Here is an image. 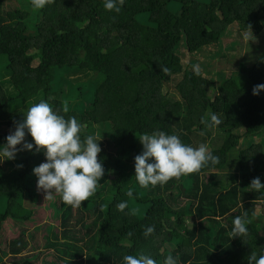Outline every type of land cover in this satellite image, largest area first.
I'll return each instance as SVG.
<instances>
[{"label":"trees","instance_id":"trees-1","mask_svg":"<svg viewBox=\"0 0 264 264\" xmlns=\"http://www.w3.org/2000/svg\"><path fill=\"white\" fill-rule=\"evenodd\" d=\"M230 29L264 37V0H124L119 13L104 0H52L42 9L0 0V145L28 107L46 100L101 139L105 169L79 207L58 194V230L49 226L43 249L28 252L29 240H7L5 225L33 219V168L46 158L21 151L0 162V264H124L137 254L156 264L168 255L178 264H249L252 252L264 254V192L249 187L257 177L264 183V90L253 94L264 83V46L236 58L218 84L202 63L195 75L179 50L220 49ZM210 113L221 121L213 128L201 123ZM159 131L206 144L219 163L141 187L138 136ZM237 216L250 221L244 238L229 235ZM147 226L155 230L146 238Z\"/></svg>","mask_w":264,"mask_h":264},{"label":"clouds","instance_id":"clouds-1","mask_svg":"<svg viewBox=\"0 0 264 264\" xmlns=\"http://www.w3.org/2000/svg\"><path fill=\"white\" fill-rule=\"evenodd\" d=\"M52 3V0H31L32 7L42 9ZM124 0H104V8L119 13ZM253 33H242L245 41L254 40ZM194 74L201 75L199 65L193 66ZM264 83L253 87V94L260 95ZM63 111L68 112L67 106ZM206 127L213 128L221 123L217 115L210 113L208 118L201 119ZM86 125L71 116L67 119L60 115L52 105L41 100L28 107L23 119L16 123L15 130L6 137V144L0 145V162L14 160L21 151L34 153L43 152L45 161L33 168L37 177V189L42 190L45 199H52L54 193H59L67 205L79 207L88 201L97 190V184L105 174L102 159L98 154L102 149L97 137L84 134ZM30 135L31 140L26 139ZM143 150L135 156V178L143 187L165 185L173 178H180L219 163V157L214 155L206 144L193 147L182 142L176 134L164 131L138 136ZM17 145L20 147L18 148ZM22 167V165H19ZM249 187L255 192H264V183L259 177L254 178ZM128 195H132L130 189ZM123 211L126 202L117 205ZM247 216L234 218L230 237H246L248 234ZM154 226L144 229L147 238L154 232ZM124 264H156L153 257L147 254L125 255ZM249 264H264V254L252 252L248 257ZM163 264H178V258L168 255Z\"/></svg>","mask_w":264,"mask_h":264},{"label":"rangeland","instance_id":"rangeland-1","mask_svg":"<svg viewBox=\"0 0 264 264\" xmlns=\"http://www.w3.org/2000/svg\"><path fill=\"white\" fill-rule=\"evenodd\" d=\"M242 33L245 32H241V37H239L236 31L230 29L225 33L220 49L209 50L203 48L201 53L190 54L185 50L184 46H180L179 50L183 54L184 63L188 65L191 60V65L193 66H200L202 63L201 68L210 70V73L212 74L211 77L218 84L222 78L230 76L236 69V58L241 59L245 56L263 53V49L259 45L264 46V37L261 39L253 37L254 40L245 41L242 39ZM236 39H240V46L237 47V49L233 46ZM217 51L218 53L215 54ZM2 67L3 66L0 65V72ZM81 75V73H73L72 77L76 78ZM207 177L208 174L204 176V179L206 180ZM34 189L37 198L34 204H32V208L35 211L33 219L29 221L24 228L15 227L14 229H11L8 224L5 225V236L7 240L18 239L22 236H24L26 240H29L30 244L28 252H36L37 250L39 251V249H43L48 227L52 226L55 231L58 230L61 213V211L59 212V193H54L52 199H45L44 192L37 189V177L34 179ZM260 206L259 212L263 213V204ZM145 210L146 209H138V214H141L139 216H142L145 213Z\"/></svg>","mask_w":264,"mask_h":264}]
</instances>
